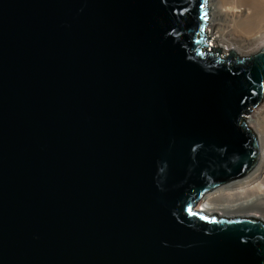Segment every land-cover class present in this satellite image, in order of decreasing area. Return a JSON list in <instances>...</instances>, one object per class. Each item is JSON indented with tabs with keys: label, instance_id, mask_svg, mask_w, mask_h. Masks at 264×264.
Listing matches in <instances>:
<instances>
[{
	"label": "water",
	"instance_id": "1",
	"mask_svg": "<svg viewBox=\"0 0 264 264\" xmlns=\"http://www.w3.org/2000/svg\"><path fill=\"white\" fill-rule=\"evenodd\" d=\"M207 0H0V264H264V221L197 207L259 160L264 45Z\"/></svg>",
	"mask_w": 264,
	"mask_h": 264
},
{
	"label": "bare ground",
	"instance_id": "2",
	"mask_svg": "<svg viewBox=\"0 0 264 264\" xmlns=\"http://www.w3.org/2000/svg\"><path fill=\"white\" fill-rule=\"evenodd\" d=\"M207 6L205 32L212 47L220 48L221 55L230 49L239 56L247 55L259 42V46L264 45V0H207ZM244 118L257 138V164L243 177L206 193L197 207L220 216L264 220V97Z\"/></svg>",
	"mask_w": 264,
	"mask_h": 264
},
{
	"label": "rangeland",
	"instance_id": "3",
	"mask_svg": "<svg viewBox=\"0 0 264 264\" xmlns=\"http://www.w3.org/2000/svg\"><path fill=\"white\" fill-rule=\"evenodd\" d=\"M206 35H207V37H208V38H207V40H208V44L211 45V38H209L210 36L208 35V33H207ZM261 43H262V42H259V44L256 45V48L253 49V51H252L251 53L255 52V51L260 47L259 45H260ZM211 46H212V45H211ZM215 48H216V47H215ZM251 53H250V54H251ZM221 54H222V53H221ZM240 54H242V53H240ZM247 55H249V54H247ZM241 56H245V55L242 54ZM259 104H260V103H259ZM259 104H257V105H259ZM257 105H256V106H257ZM256 106H254V107H256ZM254 107H252L251 110H250L248 113H245V115L247 116V114H250V112L253 110ZM262 220H263V219H262ZM263 221H264V220H263Z\"/></svg>",
	"mask_w": 264,
	"mask_h": 264
}]
</instances>
